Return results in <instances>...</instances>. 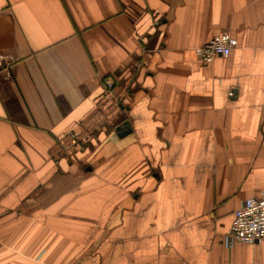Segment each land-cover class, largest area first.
<instances>
[{
	"label": "crops",
	"instance_id": "obj_1",
	"mask_svg": "<svg viewBox=\"0 0 264 264\" xmlns=\"http://www.w3.org/2000/svg\"><path fill=\"white\" fill-rule=\"evenodd\" d=\"M261 194L264 0H0V264H264Z\"/></svg>",
	"mask_w": 264,
	"mask_h": 264
},
{
	"label": "built area",
	"instance_id": "obj_2",
	"mask_svg": "<svg viewBox=\"0 0 264 264\" xmlns=\"http://www.w3.org/2000/svg\"><path fill=\"white\" fill-rule=\"evenodd\" d=\"M236 46V38L230 32H222L195 48V54L199 62L210 63L219 56L227 57ZM114 85L113 76L109 75L103 78L104 92L110 93ZM67 137L72 146H76L81 140L73 131L68 132ZM228 235L234 241L245 243H253L264 238V194L242 201L233 213Z\"/></svg>",
	"mask_w": 264,
	"mask_h": 264
},
{
	"label": "water",
	"instance_id": "obj_3",
	"mask_svg": "<svg viewBox=\"0 0 264 264\" xmlns=\"http://www.w3.org/2000/svg\"><path fill=\"white\" fill-rule=\"evenodd\" d=\"M127 125H128V124L125 123L122 127H118L117 130L123 132V131L125 130V128H127ZM122 132H121V133H122ZM123 133H124V132H123Z\"/></svg>",
	"mask_w": 264,
	"mask_h": 264
}]
</instances>
